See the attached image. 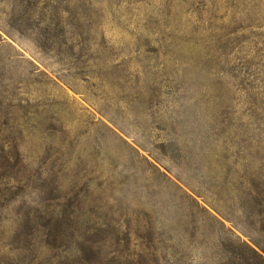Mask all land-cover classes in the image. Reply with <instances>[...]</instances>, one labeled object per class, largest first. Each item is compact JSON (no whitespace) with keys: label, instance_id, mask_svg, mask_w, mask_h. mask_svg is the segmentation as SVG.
<instances>
[{"label":"rangeland","instance_id":"374dc122","mask_svg":"<svg viewBox=\"0 0 264 264\" xmlns=\"http://www.w3.org/2000/svg\"><path fill=\"white\" fill-rule=\"evenodd\" d=\"M97 4L117 19L71 38L72 25L41 24L55 0H39L27 28L0 0V264H118L128 243L140 264L264 257L238 183L246 168L264 180V0ZM163 11L167 29L144 28ZM172 29L184 38L157 39ZM61 163L65 187L103 193L123 230L117 197L139 212L131 229L55 239Z\"/></svg>","mask_w":264,"mask_h":264},{"label":"trees","instance_id":"16d2710c","mask_svg":"<svg viewBox=\"0 0 264 264\" xmlns=\"http://www.w3.org/2000/svg\"><path fill=\"white\" fill-rule=\"evenodd\" d=\"M131 1L132 0H106L108 7L115 4L121 5L124 3H131ZM38 2L39 0H12V13L14 15L17 11L19 12L17 17L18 19H22L26 28L30 27V20L39 10L37 9ZM69 3L74 5L73 8L63 6V0H55V8H52L51 5H49L47 10L40 9V14H43L41 17V24L45 22L47 25L45 27L48 30V27L50 25L53 26L55 23V29H60L62 32L65 30L66 26L72 25L75 28L74 33H72L71 36V38H73L75 35L79 36L84 34L83 31H80L84 26L102 25L108 17L109 12H112L111 14L113 15L111 16V19H117V14L114 12L115 9H106L103 5L100 7L97 4V0H72ZM49 12L51 15L50 17L48 16ZM53 12H55V14ZM163 13L164 14L160 13L161 15L159 14V16L153 13H148L143 19L144 28L156 30L162 29L163 27L167 29L171 14L166 11H163ZM65 15H68L66 19L64 18ZM122 19V13H120V16H118V23L121 24ZM125 21H127L126 18ZM40 33L41 32L37 34L36 41L41 45L42 40L39 39ZM160 36L161 37L157 38L159 41L170 42L184 38V36L179 35L177 29L169 30L167 34L166 32H161ZM143 38L147 41H151L149 35L140 33L138 40H142ZM70 170L71 168H68L65 163L59 164L58 169H55V198L60 199L58 201V212L55 213V226H51V230H55V239L58 237L61 238V235L68 231L67 228L75 231V233H86L90 238H94L98 235L105 237L110 233L112 234L114 230L117 233H120L122 226L121 223H119L120 217L116 215V210L114 208L115 204L106 206V203H109V200L105 199L103 193H99L95 188L88 185L83 196H80L79 189H76L78 179L73 180L70 186L65 187L66 185L62 183L63 178L61 177V171L69 172ZM241 177L242 178L238 181L239 184H242L243 181H248L250 185L249 189H246L241 195L244 196L242 198L245 210L252 214L255 212L264 224V180L262 177L256 176L255 173L249 171L247 168L243 171ZM117 198L118 209L121 211L122 215L125 214L124 216L126 220V228L122 230L128 232L129 229H131L132 220L138 219L140 213L137 212L136 214V211L133 209L135 218L132 215H128L126 212L127 204H124L120 197ZM127 246L128 253L125 254L124 257H120L118 264H140L142 260L134 257L129 243ZM250 249L253 256L249 263L264 264V257L254 248L250 247ZM111 262V260L108 261V263Z\"/></svg>","mask_w":264,"mask_h":264}]
</instances>
